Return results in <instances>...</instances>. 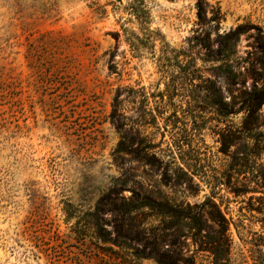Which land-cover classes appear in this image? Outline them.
I'll use <instances>...</instances> for the list:
<instances>
[{
	"label": "rangeland",
	"instance_id": "374dc122",
	"mask_svg": "<svg viewBox=\"0 0 264 264\" xmlns=\"http://www.w3.org/2000/svg\"><path fill=\"white\" fill-rule=\"evenodd\" d=\"M143 198L168 206L158 247L190 210L180 256L216 264L201 241L224 234L217 264H264V0H0V264H156L84 228Z\"/></svg>",
	"mask_w": 264,
	"mask_h": 264
},
{
	"label": "trees",
	"instance_id": "16d2710c",
	"mask_svg": "<svg viewBox=\"0 0 264 264\" xmlns=\"http://www.w3.org/2000/svg\"><path fill=\"white\" fill-rule=\"evenodd\" d=\"M141 1V0H139ZM142 4V3H140ZM197 4H201V0H197ZM239 32L237 28L232 32L226 35L229 39L233 38V43L229 46H233L234 42L238 38ZM220 42L221 47L216 51L217 55L212 60L220 61L221 63L217 66L220 68L223 73L230 79L235 80L236 74L233 72L227 57L230 55L231 50L230 47L226 49L223 47V43ZM227 46V45H226ZM185 65H178L180 71H186ZM195 67H192V71H195ZM162 71H164L162 69ZM167 71V70H165ZM247 101H249L247 99ZM120 104L118 97L115 96L113 98L112 111L110 113V120L115 125V127L121 132L122 137H125L124 132H122L123 126H125L124 119L126 116L123 112L120 111ZM247 107H251L252 104L246 105ZM152 115V114H151ZM153 120L155 116H153ZM133 124L136 123L133 121L130 124L127 131L130 133L133 131ZM140 126V125H139ZM134 131H138V128ZM110 207L105 209V211L114 213L118 215V218H115L112 221L111 229H107L105 227V223H103L102 217L99 215L104 209L101 206L104 204L94 206L93 210L89 213V218L84 224L85 231L91 230L93 235L101 240L102 242H108L112 245H115L125 251L132 249V255L139 256L146 259H152L156 264H195L194 255L180 256L175 249H171V246H177L178 242L176 241V237L179 236H188L184 233V230H188L187 232H191L189 235L192 240L196 243V238L200 235V229L203 226V222L201 217L196 216L191 213L190 210H176L171 209L168 221L165 223V227L167 230L172 229L170 231V235H173L170 244L166 248L158 247V243L155 239V233L148 231L147 227H145V223L148 218L154 217L156 214H169L168 206L166 204L157 203L148 198H143L141 200H122L119 203H109ZM147 208L149 212H143V209ZM220 218L223 219L220 214L213 215L210 213L209 220H212L213 223H216ZM77 232V231H76ZM80 232V231H79ZM78 232V233H79ZM225 244L222 246L220 244L219 239L215 236L211 238L213 241H201L202 244H210L211 247H208L207 250L209 253H212L214 256V262L217 264L219 260H221V256L227 254V243L224 238ZM134 241L135 243L142 244V248L140 251H137L136 247L130 242ZM221 248V249H220ZM226 258H223L224 260ZM114 263V262H113Z\"/></svg>",
	"mask_w": 264,
	"mask_h": 264
}]
</instances>
